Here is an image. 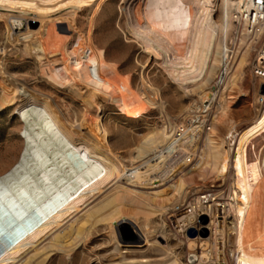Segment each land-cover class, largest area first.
Masks as SVG:
<instances>
[{"label":"bare ground","instance_id":"6f19581e","mask_svg":"<svg viewBox=\"0 0 264 264\" xmlns=\"http://www.w3.org/2000/svg\"><path fill=\"white\" fill-rule=\"evenodd\" d=\"M162 1L125 0L129 31L174 82L197 96L200 105L195 112L207 113L217 105L219 115L211 127L207 115L191 119L189 124H167L159 138L153 135L137 148L134 162L143 163L128 167L103 138L85 132L78 135L77 127L64 122L49 98L6 77L23 92L20 108L29 121L31 144L26 138L27 154L0 181V264H48L56 253L72 255L88 246L101 224L113 232L116 223L127 218L140 225L158 216L163 220L176 203L188 201L194 186L199 196L188 202L192 213L177 223L189 222L195 213H208L212 237L198 243L190 240L191 248L198 246L203 252L201 256L194 253L192 260L197 264H209L213 259V264H264V257L252 254L264 242V146L257 153L258 176L251 179L248 174V148L264 134V97L259 99L256 119L240 132L228 118L230 106L248 94L241 84L263 36L251 35L245 23L231 41L235 27L229 8L234 7L233 0H179L188 7L183 21L177 20L178 7L163 9ZM220 6L227 9L221 19L216 16ZM136 97L165 110L157 99L159 93L150 98L140 87ZM221 125L225 136L220 133ZM218 180L224 182L220 190H205L209 182ZM210 202L209 209L205 203ZM256 206V238L247 240L245 223ZM114 235L112 241H116ZM47 240L48 245L38 250ZM119 245L115 249L122 251ZM115 264L136 263L121 258ZM139 264L152 263L144 259Z\"/></svg>","mask_w":264,"mask_h":264},{"label":"rangeland","instance_id":"374dc122","mask_svg":"<svg viewBox=\"0 0 264 264\" xmlns=\"http://www.w3.org/2000/svg\"><path fill=\"white\" fill-rule=\"evenodd\" d=\"M124 1L0 0V175L18 162L26 138L31 144L29 121L20 108L23 92L6 77L21 81L30 90L49 98L64 122L72 128L77 127L78 135L85 132L103 138L105 144L123 157L128 167L143 163L134 162L137 148L153 135L159 138L167 124H189L191 119L200 120L204 119L202 115H207L206 123L211 127L214 117L219 115L217 105L207 113L195 112L200 105L197 96L174 82L164 67L154 61V56L136 42L123 12ZM178 1L163 0L160 5L164 4L166 10L178 7L177 20L183 21L188 7ZM223 9L220 6L216 13L219 19L224 15ZM236 36L234 31L231 41ZM263 44L264 38L254 49L241 84L248 94L234 102L228 112V118L235 121L237 132L250 125L259 114L260 94L264 92L260 87L261 80L253 73V66ZM140 87L152 98L159 93L157 99L165 110L162 112L159 107L139 101L136 93ZM223 127L221 125L220 133L225 136ZM263 146L264 134L253 140L248 148L251 179L258 176L257 153ZM198 179L202 181V177ZM223 183L222 180L209 182V188L206 186L205 190L218 191ZM229 184L234 194L233 181ZM198 196L194 186L188 201L176 203L165 220L161 216L154 217L144 223L146 226L127 218L117 222L111 232L101 224L93 231L89 247L78 248L72 255L56 253L48 264H115L121 258L136 264L144 259L152 264L174 259L180 260V264H197L192 257L194 253L201 256L203 252L198 246L191 248L190 240L198 243L201 239H211L212 231L207 228L210 215L195 213L189 222L177 223V220L192 213L188 202ZM207 205L210 209L211 202L205 203ZM258 208L256 206L254 214L245 223L247 240L256 238ZM80 215L82 213L68 224ZM198 226L204 227L199 230ZM113 235L116 237L113 240L118 243L112 241ZM48 241L37 249L47 246ZM116 245L122 251L115 249ZM211 249L213 258L215 250ZM255 249L252 254L264 257V242ZM214 261L216 259L209 264Z\"/></svg>","mask_w":264,"mask_h":264},{"label":"built area","instance_id":"2783aa9c","mask_svg":"<svg viewBox=\"0 0 264 264\" xmlns=\"http://www.w3.org/2000/svg\"><path fill=\"white\" fill-rule=\"evenodd\" d=\"M233 1L234 7L231 5L229 8L235 27L233 32L235 31V33L238 34L241 25L246 23L251 35H261L264 38V0ZM224 12H227L226 8ZM253 73L255 77L261 80V87L264 84V44L258 52L253 66ZM260 97H264V93L260 94Z\"/></svg>","mask_w":264,"mask_h":264},{"label":"water","instance_id":"95a60500","mask_svg":"<svg viewBox=\"0 0 264 264\" xmlns=\"http://www.w3.org/2000/svg\"><path fill=\"white\" fill-rule=\"evenodd\" d=\"M262 92H264V84L262 85ZM23 138H25L24 137V134H23ZM29 146H26V143L24 142V149H23V151H22V154H21V156H20V159L18 160V162L11 168V169H9L8 171H6L4 174H1L0 175V181H2L5 177H7L8 175H10V174H12L13 172H14V170H16L17 169V167L19 166V164H20V162H21V160H22V157L24 156V155H26L27 154V149L26 148H28ZM29 149V148H28Z\"/></svg>","mask_w":264,"mask_h":264}]
</instances>
